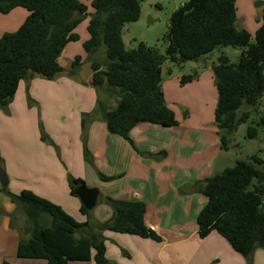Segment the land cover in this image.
Segmentation results:
<instances>
[{
    "label": "trees",
    "instance_id": "16d2710c",
    "mask_svg": "<svg viewBox=\"0 0 264 264\" xmlns=\"http://www.w3.org/2000/svg\"><path fill=\"white\" fill-rule=\"evenodd\" d=\"M18 7L27 9V18L16 31L0 37V108L10 105L22 80L36 75L54 79L65 70L61 54L69 43L80 40L77 28L87 18L90 37L84 42L85 51L90 55L106 46V61L91 64V84L118 99L113 109L99 101L113 134L131 141L130 132L140 123L178 125L163 89L164 64L198 61L219 46L244 48L238 62L222 55L212 66L219 95L215 122L223 149H229L232 135L258 110L264 96V11L253 42L250 31L237 26V0H186L170 17L166 54L143 41L136 48L126 47L124 26L140 20L142 0H91L90 4L86 0H0V14ZM81 64L78 55L69 73L75 74ZM197 77V72L182 75L180 83ZM84 115L83 128L89 117L88 113ZM261 126L264 114L256 126L249 127V137L257 138ZM84 154L90 157L86 143ZM101 177L110 179L103 174ZM69 184L71 193L77 196V189L86 182L70 175ZM196 188L207 197L197 219L199 236L217 231L246 258L247 264H254L255 251L264 248V157L253 154L250 161L237 160L234 166L197 182ZM11 196L22 205L30 223L31 237L20 241L19 258L44 259L48 264H112L101 235L104 230L161 241L145 222L147 206L142 201L107 197L113 207L112 217L95 225L90 221L91 210L83 204L81 212L87 220L81 222L31 190Z\"/></svg>",
    "mask_w": 264,
    "mask_h": 264
},
{
    "label": "crops",
    "instance_id": "0c3cea01",
    "mask_svg": "<svg viewBox=\"0 0 264 264\" xmlns=\"http://www.w3.org/2000/svg\"><path fill=\"white\" fill-rule=\"evenodd\" d=\"M259 1L263 4L257 5ZM263 11L264 0H237V23L241 21L237 26L254 36L262 24ZM28 14L22 7L0 14V37L16 31ZM85 21L88 27L89 18ZM125 29L126 25L123 37ZM89 37V32L80 36L83 45ZM67 48H71L70 43ZM76 52L82 62L89 55L80 47ZM205 59V65L200 60L193 63L200 73L184 85L180 83L181 72L167 64L165 73L163 66L166 101L178 125L140 123L131 130V141L109 131L99 101L113 109L118 100L94 87L92 74L86 80L78 77V71L71 77L61 64L65 70L54 79L36 75L22 80L10 105L0 108V147L9 179L6 189L0 182V264H48L44 259L17 256L20 241L28 240L31 232L25 231L28 216L11 194L31 190L62 206L78 221L87 220L81 212L80 198L71 193L70 175L98 187L100 206L90 217L95 225L112 217L113 207L107 197L142 201L147 206L145 222L161 241L104 230L101 235L112 264H247L246 258L217 231L199 236L197 219L207 197L196 184L229 167L222 159L235 154L232 145L227 150L221 145L215 122L219 95L214 62L209 56ZM85 113L90 118L83 128ZM82 138L90 160L85 158ZM57 143L67 149L65 168L57 166ZM191 163L193 174L189 173ZM102 174L110 179H103ZM107 189L109 192H103ZM253 262L264 264V248L255 251Z\"/></svg>",
    "mask_w": 264,
    "mask_h": 264
},
{
    "label": "rangeland",
    "instance_id": "374dc122",
    "mask_svg": "<svg viewBox=\"0 0 264 264\" xmlns=\"http://www.w3.org/2000/svg\"><path fill=\"white\" fill-rule=\"evenodd\" d=\"M186 0H142V7H143V14L142 19L139 22L134 23H128L126 24V29L124 31V42L126 44V47L128 49L136 48L139 44V42L143 41L146 43L149 47L157 48L161 51V53L166 54V48H167V41L165 39V36L168 32V27L170 23V17L172 13L178 9ZM88 4L91 3V0H86ZM160 3V6H157V3ZM86 21L84 20L83 23H81L78 26L77 32L82 37L85 34L88 33L87 27L85 25ZM238 26L241 25V21H239ZM84 40L71 42V48H67L63 51L61 54V64L67 68L65 72H67L68 76H75V74H70V70L72 68V64L76 56H78L79 52L77 51V48L80 47L82 51H85ZM252 41L254 42V36L252 38ZM244 50L243 47H233V46H219L217 47L213 52L204 55L209 56L211 61L217 64L219 62V57L222 55L229 56L231 62H238L240 55L242 51ZM75 52V53H74ZM203 57L200 59L201 65L206 64V59L203 60ZM93 61H100L104 62L106 61V46H102V48L96 52L95 54L87 55L84 59L82 64L80 65V68L76 70V72H79L78 77L82 80L88 79L92 74V67L91 64ZM195 61H186L184 63H176L173 61H168L164 64V72L167 71V64H170L171 67L174 68L177 72H181L183 75L188 74H197L199 75L200 71L197 69V64H193ZM207 68V67H206ZM204 69V68H203ZM105 94H109L112 96V94L108 90H104ZM114 97V96H112ZM115 99H117L115 97ZM118 100V99H117ZM245 109V108H243ZM72 110V109H71ZM70 111V110H68ZM264 114V96L260 99L259 107L256 112H254L251 115V118L245 122L242 123L238 130L232 135V142L230 145L233 146L234 149H232L233 153L228 157H223L222 162L228 163V166H234L237 160H246L250 161V157L253 154H258L262 157H264V127H259V136L255 139L250 138L248 135V129L250 126H256V122L259 120V118ZM85 115H83L84 117ZM85 118V117H84ZM90 116L87 117V120H89ZM58 126V123H57ZM58 128V127H57ZM83 145L85 144L84 139ZM60 144L57 143V166L66 167L65 156L64 153H67V149L64 148L61 149ZM63 153V154H62ZM91 157L87 158V160H90ZM194 166L192 163L189 166V173L193 174ZM92 184V183H91ZM91 184H86L89 187L98 188L96 186H91ZM109 189L103 192H109ZM112 198V197H111ZM114 199V198H113ZM100 206V202L95 206L93 209H91L92 213H95L98 209L97 207ZM101 217H104V214L100 215ZM25 228V231L29 230L30 223L27 221V224L23 225ZM113 243V242H112Z\"/></svg>",
    "mask_w": 264,
    "mask_h": 264
},
{
    "label": "water",
    "instance_id": "95a60500",
    "mask_svg": "<svg viewBox=\"0 0 264 264\" xmlns=\"http://www.w3.org/2000/svg\"><path fill=\"white\" fill-rule=\"evenodd\" d=\"M263 2L259 1L257 5H262ZM0 182L3 186V189H6L9 183L8 176L5 172V170L0 167ZM76 195L80 198L82 204L87 208V209H93L97 203L98 199L100 196V191L98 188H93L89 187L85 184L81 185L77 191Z\"/></svg>",
    "mask_w": 264,
    "mask_h": 264
}]
</instances>
